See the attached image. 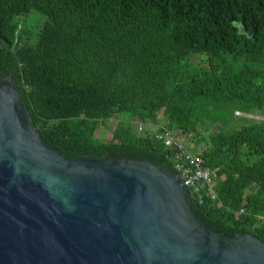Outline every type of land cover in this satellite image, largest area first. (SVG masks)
Here are the masks:
<instances>
[{
	"label": "trees",
	"instance_id": "1",
	"mask_svg": "<svg viewBox=\"0 0 264 264\" xmlns=\"http://www.w3.org/2000/svg\"><path fill=\"white\" fill-rule=\"evenodd\" d=\"M31 12L45 18L34 33L20 21ZM10 73L40 139L66 158L173 172L174 150L138 125L193 134L217 180L215 201L186 191L191 212L264 243V122L235 116L264 117V0H0ZM121 113L130 120L98 141Z\"/></svg>",
	"mask_w": 264,
	"mask_h": 264
},
{
	"label": "water",
	"instance_id": "2",
	"mask_svg": "<svg viewBox=\"0 0 264 264\" xmlns=\"http://www.w3.org/2000/svg\"><path fill=\"white\" fill-rule=\"evenodd\" d=\"M13 77L0 76V264H264L261 241L198 222L173 172L48 148Z\"/></svg>",
	"mask_w": 264,
	"mask_h": 264
},
{
	"label": "built area",
	"instance_id": "3",
	"mask_svg": "<svg viewBox=\"0 0 264 264\" xmlns=\"http://www.w3.org/2000/svg\"><path fill=\"white\" fill-rule=\"evenodd\" d=\"M235 115L264 122L262 116H249L240 112H235ZM137 131L142 132L141 125L138 126ZM178 135L181 134L163 130L162 132H156L153 136L155 140L174 150L173 173L178 176L186 191L189 190L193 195L196 194L200 198V202L203 198L215 201L214 188L217 174L215 170L204 165L202 155L205 147L197 148L191 152L181 142Z\"/></svg>",
	"mask_w": 264,
	"mask_h": 264
},
{
	"label": "rangeland",
	"instance_id": "4",
	"mask_svg": "<svg viewBox=\"0 0 264 264\" xmlns=\"http://www.w3.org/2000/svg\"><path fill=\"white\" fill-rule=\"evenodd\" d=\"M20 21L22 23V25H27L33 33L38 30L42 24L45 21V18L38 13L35 12H31L28 16L20 18ZM237 116V115H235ZM239 117V116H237ZM130 120V116L127 113H121L117 116V118L113 119V120H109L108 122L105 123V125L102 127H100V131H98L96 133V138L98 139V141H108L111 137V132L114 129V126L117 124V122L119 121H129ZM139 126V125H138ZM142 126V125H141ZM219 125H212L209 126V130L208 132L204 133V137L206 139H208V136L211 134H215L218 132L219 130ZM150 128V134H155L157 132V130H155V128H151V127H145L142 126V132L145 131V129ZM156 131V132H155ZM139 133V132H138ZM141 133V132H140ZM180 137L181 142L187 147V149L191 152L195 151L197 148H203L205 147V144H199L197 143V139L193 136V134L191 136H186V135H178Z\"/></svg>",
	"mask_w": 264,
	"mask_h": 264
},
{
	"label": "crops",
	"instance_id": "5",
	"mask_svg": "<svg viewBox=\"0 0 264 264\" xmlns=\"http://www.w3.org/2000/svg\"><path fill=\"white\" fill-rule=\"evenodd\" d=\"M163 124V121L160 123V125H162ZM155 130H156V128H155ZM98 131H100V130H98ZM156 132V131H155Z\"/></svg>",
	"mask_w": 264,
	"mask_h": 264
}]
</instances>
